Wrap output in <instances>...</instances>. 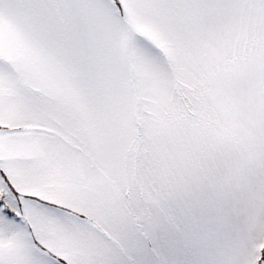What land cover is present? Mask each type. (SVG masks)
<instances>
[{"label":"snow or ice","instance_id":"6c2138e0","mask_svg":"<svg viewBox=\"0 0 264 264\" xmlns=\"http://www.w3.org/2000/svg\"><path fill=\"white\" fill-rule=\"evenodd\" d=\"M0 264H264V0H0Z\"/></svg>","mask_w":264,"mask_h":264}]
</instances>
